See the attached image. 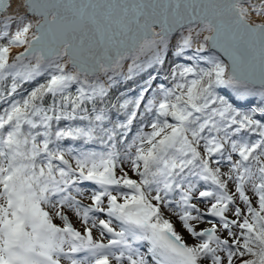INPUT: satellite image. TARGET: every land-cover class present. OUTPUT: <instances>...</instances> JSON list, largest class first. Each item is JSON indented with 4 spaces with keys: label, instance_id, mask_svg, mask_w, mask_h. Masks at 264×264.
<instances>
[{
    "label": "snow or ice",
    "instance_id": "6c2138e0",
    "mask_svg": "<svg viewBox=\"0 0 264 264\" xmlns=\"http://www.w3.org/2000/svg\"><path fill=\"white\" fill-rule=\"evenodd\" d=\"M0 41V264H264V0H0Z\"/></svg>",
    "mask_w": 264,
    "mask_h": 264
},
{
    "label": "trees",
    "instance_id": "16d2710c",
    "mask_svg": "<svg viewBox=\"0 0 264 264\" xmlns=\"http://www.w3.org/2000/svg\"><path fill=\"white\" fill-rule=\"evenodd\" d=\"M3 41H0L2 43ZM192 55H185L182 57H176L174 54H169L168 56V62L164 65L163 69H154L151 72L152 77H156L155 80L150 79L149 73L142 74L140 76H137L133 78L132 80H128L124 83H120L119 85L115 86L111 90V95L109 97V107H111L112 104H116L118 101L122 102L123 99H135L140 91L144 88L150 87L152 89V92H155V88H157L159 85H163L164 87H171V79H170V70L174 66L172 64V61L174 60L176 62V65H185L189 64L191 65L193 61L189 60V57ZM203 60L198 62V67H205ZM38 82L42 83L43 79H40ZM10 84V81L8 82ZM36 84V82H32L29 84H25L22 86L18 92L14 95L12 98L6 97V99H22L28 91L31 90V88ZM6 85H0V91L4 90ZM219 91V90H218ZM221 92V91H220ZM152 93H147L146 95L148 98H151ZM221 94H223L221 92ZM6 95V94H5ZM225 95V94H223ZM226 98L230 99L232 102V98L228 95H225ZM50 102L49 100H46V103ZM234 103V102H233ZM259 104L253 103V106L256 107ZM234 106H237L240 108L241 111H249L251 108L246 106H241L234 103ZM7 107V104L3 101H0V113H2L3 109ZM259 112V109H257ZM110 116L118 123L120 120L123 119V116H117L116 115V109H111ZM79 123V122H77ZM144 124H147V121H144ZM140 127V119L138 118L137 121L134 122L132 131L135 132ZM255 139L256 137H252ZM71 143V142H69ZM75 147V145H72ZM79 150V149H77Z\"/></svg>",
    "mask_w": 264,
    "mask_h": 264
},
{
    "label": "rangeland",
    "instance_id": "374dc122",
    "mask_svg": "<svg viewBox=\"0 0 264 264\" xmlns=\"http://www.w3.org/2000/svg\"><path fill=\"white\" fill-rule=\"evenodd\" d=\"M191 55L193 56L194 54H191ZM155 89H156V88H155ZM238 100L243 101L244 99H241V98H240V99H238ZM130 175H132V174L130 173ZM132 178L135 179L136 177H135L134 175H132ZM249 195H250V193H249ZM83 203L87 204V203H89V201L85 198L84 201H83ZM201 207L203 208V206H201ZM70 220L73 222V224H74L75 227H77L78 229L80 228L79 223L76 222L74 218L70 217ZM54 222H55L57 225H60V224H61V221H59V220H55ZM204 226H205V225H201V227H204ZM176 228H177V231H181V229H180L178 223L176 224ZM181 234L184 236L185 241H186L187 243H192V242H193V241L187 236L186 233H183V232L181 231ZM94 238H99V234H98L97 232H94ZM104 242L106 243L107 241L105 240ZM141 250H142V251L144 250V249H143V246H141ZM64 264H67V262H64Z\"/></svg>",
    "mask_w": 264,
    "mask_h": 264
},
{
    "label": "water",
    "instance_id": "95a60500",
    "mask_svg": "<svg viewBox=\"0 0 264 264\" xmlns=\"http://www.w3.org/2000/svg\"><path fill=\"white\" fill-rule=\"evenodd\" d=\"M20 2V0H12V9H16L17 8V4ZM20 51H23L22 48H18L16 50H10V54L11 55H15V54H18ZM203 55H208V53H205ZM130 62V61H129ZM124 71L126 72V67L124 69ZM139 74V73H138ZM120 77H118L117 79H119ZM122 82V81H120Z\"/></svg>",
    "mask_w": 264,
    "mask_h": 264
},
{
    "label": "bare ground",
    "instance_id": "6f19581e",
    "mask_svg": "<svg viewBox=\"0 0 264 264\" xmlns=\"http://www.w3.org/2000/svg\"><path fill=\"white\" fill-rule=\"evenodd\" d=\"M194 47H195V45H194ZM16 49H18V48L11 49V50H16ZM189 51H192V50H189ZM120 81L124 82V81H126V79H125L124 77H120L119 79L116 80V82L114 83V85L119 84ZM114 85H113V86H114Z\"/></svg>",
    "mask_w": 264,
    "mask_h": 264
}]
</instances>
